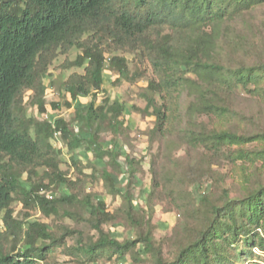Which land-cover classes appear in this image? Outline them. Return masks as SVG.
<instances>
[{
  "label": "trees",
  "instance_id": "trees-1",
  "mask_svg": "<svg viewBox=\"0 0 264 264\" xmlns=\"http://www.w3.org/2000/svg\"><path fill=\"white\" fill-rule=\"evenodd\" d=\"M263 3L264 0H0V264H43L74 232L67 229L58 236L48 224L16 218L12 209L18 201L24 208L50 217L57 213L59 202L70 198L65 193L57 200L55 194L51 195L53 191L46 190L47 185L40 187L32 182V177L44 168L47 179L66 183L59 168V151L52 141L70 150L85 144L97 155L104 150L98 139L103 123L107 121L116 129L128 112L117 100L95 107L93 99L86 109L79 105L75 110L76 123L81 125L79 132L62 117L43 118L47 113L43 80L59 55L75 47L82 50L74 62L65 59L62 66L84 67L83 75H71L65 83L64 91L71 99L68 108L81 97L96 98L103 87L107 56L108 67L120 79H128L125 55H133L140 66L148 65L153 78L142 96L146 107L137 110L143 114L151 110L156 118L152 133L166 137L175 132L182 119L185 92L196 84L187 78L189 72L201 82L202 89L191 108L194 115L228 116L231 110L227 101L240 87L252 85L258 95H263L258 86L264 82V63L228 68L215 57L217 42L212 37L218 26ZM117 52L122 55H114ZM26 92L33 94V106L42 115L37 119L26 117ZM54 107L58 109L59 105ZM189 133L191 143L214 152L226 144L244 145L264 139V135L247 136L232 130ZM113 144L107 153L117 159L120 152L116 142ZM126 160L129 164L128 157ZM22 173H27L26 186ZM103 176L112 190L126 200L128 216L132 218L134 208L127 191L117 188L107 171ZM88 204L93 215L103 213V204ZM239 205L237 211L231 205L213 206L209 225L174 258L164 257L152 231L120 242L99 224L98 240L83 251L93 255L107 249L123 256L140 244L139 249L153 256L152 264H238L244 250L232 257L226 247L236 244L243 235L244 244L250 247H254L256 239H263L264 187L250 192ZM229 219L233 220L231 224ZM261 249L264 251V246ZM247 253L253 256L251 249Z\"/></svg>",
  "mask_w": 264,
  "mask_h": 264
},
{
  "label": "rangeland",
  "instance_id": "rangeland-1",
  "mask_svg": "<svg viewBox=\"0 0 264 264\" xmlns=\"http://www.w3.org/2000/svg\"><path fill=\"white\" fill-rule=\"evenodd\" d=\"M204 30L211 32V28ZM213 36L217 42L215 57L228 68L264 63V3L218 26ZM81 54L82 50L75 47L68 54L59 55L50 66L43 80L47 109L43 118L62 117L75 132H79L81 125L76 123L75 110L79 105L86 109L93 99L95 107L117 100L128 108V112L116 129L107 121L103 123L98 139L104 150L97 155L85 144L70 150L65 144L52 141L59 151V168L66 183L47 179L44 168L38 170L32 182L47 185L46 190L53 191L51 195L55 194L57 200L65 193L70 195L68 200L58 203L57 213L45 217L38 210L24 208L18 201L12 204L14 215L20 220L48 224L58 236L67 229L74 231L43 264H152L153 256L139 249L140 244L123 256L107 249L93 255L84 252L88 244L98 240V224L120 242L134 240L139 234L152 231L155 245L164 257L174 258L179 249L191 243L209 225L213 206L231 205L232 210L237 211L239 202L250 192L264 187V139L244 145L226 144L214 152L191 143L189 133V130H232L247 136L264 135V82L258 86L263 95H258L252 85L236 89L227 101L231 113L224 118L194 115L191 108L202 89L201 82L189 72L187 78L196 84L185 92L182 119L175 132L164 137L152 133L156 118L151 115V110L146 114L137 110L146 107L142 96L153 76L150 67L140 66L133 55H125L129 68L126 80L111 71L108 67L110 56H107L103 87L96 98L81 97L68 108L71 99L64 91L65 83L71 75H83L84 67L62 66L65 59L74 62ZM32 96L31 92H26L23 99L26 117L30 120L42 116L33 106ZM54 104L59 105L58 109ZM113 141L120 152L117 159L107 153L114 145ZM105 171L111 174L117 188L127 191L134 208L132 218L128 216L126 200L112 190L109 180L103 176ZM21 179L26 186L27 173H22ZM88 201L95 206L103 204V213L93 215ZM227 222L231 224L233 220ZM260 234L263 239H256L254 247L244 244L243 235L226 250L232 257L244 250L238 264H264L261 249L264 224ZM249 249L253 256L248 255Z\"/></svg>",
  "mask_w": 264,
  "mask_h": 264
},
{
  "label": "built area",
  "instance_id": "built-area-1",
  "mask_svg": "<svg viewBox=\"0 0 264 264\" xmlns=\"http://www.w3.org/2000/svg\"><path fill=\"white\" fill-rule=\"evenodd\" d=\"M56 136V135H55ZM52 197V196H51Z\"/></svg>",
  "mask_w": 264,
  "mask_h": 264
}]
</instances>
